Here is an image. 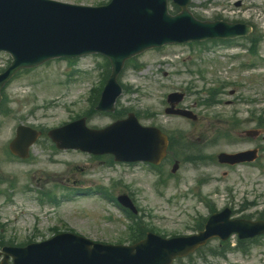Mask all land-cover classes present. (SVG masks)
<instances>
[{
    "label": "rangeland",
    "instance_id": "374dc122",
    "mask_svg": "<svg viewBox=\"0 0 264 264\" xmlns=\"http://www.w3.org/2000/svg\"><path fill=\"white\" fill-rule=\"evenodd\" d=\"M60 1L97 4L107 0ZM191 9L205 18L221 15L230 21L251 22L262 33L258 55L248 50L246 38L250 34L230 43H181L146 50L135 58L140 68L129 64L119 74L120 83L130 89L123 90L117 98L115 110L92 112L85 120L86 126L101 128L114 121L116 110L130 108L142 125L162 126L170 132L180 130L199 151L176 154L180 166L175 173L170 172L173 159L166 156L158 165L161 175L141 162L110 165L107 158L96 160L78 150L53 148L44 133L31 147L27 159H10L4 148L18 124L48 130L89 109V91L100 83L104 60L85 55L70 64L59 58L21 71L5 87L9 113L0 117V175L4 177L0 189L9 194V198L0 195V239L40 241L56 234V228L59 232L72 229L102 243L124 240L130 219L100 195L98 188L114 198L129 194L143 222L154 225L166 237L194 233L195 219L208 215L197 193L213 201L217 210L229 206L235 218L250 214L251 219H257L258 212L264 209V129L257 138H248L241 131L257 128L253 117L264 112V0H192ZM10 60L9 55L0 53V69ZM249 62L257 63L256 67H250ZM67 72H71L69 76ZM221 83L224 87L218 95L219 102L206 107L203 100L207 90ZM173 91L186 93L179 106L196 113L197 121L165 113L166 95ZM250 98L257 101L246 103L245 99ZM232 117L239 120L231 130L232 138L209 142L217 129L231 126ZM249 148L258 149L255 162L233 166L217 162L220 152ZM188 154L198 157L194 162L184 159ZM162 176L165 182L158 184ZM9 178L14 180L12 186ZM44 188L58 196V204L48 202L40 207L39 194L32 190ZM75 189L82 192L75 193ZM257 239L253 243L243 240L247 251L229 250L224 259L211 258V250L219 244L218 239H212L192 259L173 264H264V237ZM229 241L234 247L236 235Z\"/></svg>",
    "mask_w": 264,
    "mask_h": 264
},
{
    "label": "water",
    "instance_id": "95a60500",
    "mask_svg": "<svg viewBox=\"0 0 264 264\" xmlns=\"http://www.w3.org/2000/svg\"><path fill=\"white\" fill-rule=\"evenodd\" d=\"M113 0V7L110 9H93L75 6L55 5L43 0H0V48L13 49L16 56L14 65L22 64V59H28L34 50L30 41H37L41 35L45 36L48 31L53 32V50L33 57L48 56L54 52H67V49H75L80 46L101 47L109 46L111 51L120 53L114 58V63L119 66L123 58L147 45L161 43L166 39L177 38L175 36H198L207 33H217L218 28L227 30L229 26L221 22L198 24L191 20L190 14L183 10L177 17H169L164 13V0ZM30 10L27 15L18 8L23 6ZM10 6V7H9ZM111 13L116 12L114 15ZM70 16L71 18H68ZM74 17L84 18L83 22H75ZM94 18L96 20L90 19ZM110 23H115L110 25ZM222 24V25H220ZM220 25V26H219ZM134 26L138 31L130 30ZM238 26V25H236ZM162 32V33H161ZM46 51V49L44 50ZM36 59V60H38ZM4 76H0V85ZM113 86V78L111 80ZM118 93L116 90L111 95V101ZM153 133H156L151 129ZM26 128H20L18 137L13 142V148L25 137ZM61 131H54V135ZM105 132V131H104ZM145 134L149 129H143ZM30 133V132H29ZM139 134V133H137ZM157 134V133H156ZM140 135V134H139ZM34 139L31 134L30 141ZM56 139V138H55ZM161 144L164 146L162 138ZM142 139L140 140V142ZM110 149V147L108 148ZM25 156V150L19 153ZM122 154H117L121 157ZM221 160L235 161L234 156H222ZM217 217V223L221 225L226 235L232 230L240 232V236H251L264 232V224L261 222H237L221 224ZM206 233L184 239L180 246H188L202 238ZM225 235V236H226ZM66 240L65 235L57 236L51 241L37 245H30L24 249H8L7 251L17 256L23 264H131L126 260L128 251L132 248H120L117 246H103L104 252L100 251V245L89 247L87 240L76 238L70 235ZM149 250L137 254L135 262H147L146 264H157L171 251L175 249L173 243H156L155 239L147 244ZM120 252L117 257L116 252ZM131 252V251H130ZM153 258V259H149Z\"/></svg>",
    "mask_w": 264,
    "mask_h": 264
},
{
    "label": "bare ground",
    "instance_id": "6f19581e",
    "mask_svg": "<svg viewBox=\"0 0 264 264\" xmlns=\"http://www.w3.org/2000/svg\"><path fill=\"white\" fill-rule=\"evenodd\" d=\"M137 2H140V1L137 0ZM21 6H23V7L21 8L20 6H18V8L25 12L26 17H27V15H31V14H32V13L30 12V10H29V9H28L23 3H22ZM9 7H10V6H9ZM114 24H115V23H110V25H114ZM136 28H139V26H137Z\"/></svg>",
    "mask_w": 264,
    "mask_h": 264
}]
</instances>
